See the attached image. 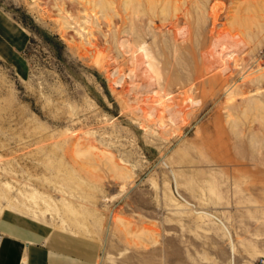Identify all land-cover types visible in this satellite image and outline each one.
Masks as SVG:
<instances>
[{"label":"rangeland","instance_id":"rangeland-1","mask_svg":"<svg viewBox=\"0 0 264 264\" xmlns=\"http://www.w3.org/2000/svg\"><path fill=\"white\" fill-rule=\"evenodd\" d=\"M137 1L0 0L27 35L25 66L0 55V211L96 238L95 264H264V78L259 106L234 94L264 71V0H189L188 17ZM197 7L216 21L197 22ZM237 21L253 32L214 77L205 49ZM146 100L158 104L152 120L139 116ZM60 154L99 190L74 196L81 213L54 205L37 217L25 188L60 200L42 179Z\"/></svg>","mask_w":264,"mask_h":264},{"label":"bare ground","instance_id":"bare-ground-1","mask_svg":"<svg viewBox=\"0 0 264 264\" xmlns=\"http://www.w3.org/2000/svg\"><path fill=\"white\" fill-rule=\"evenodd\" d=\"M118 1V0H116ZM134 0H122V3H123V6H124V9L127 10L129 5H131L133 3ZM137 1V0H136ZM144 1V0H142ZM161 3V6H163V9H166L168 8V6L172 7L173 9H171V11L173 10H178L179 11V15H182V16H185V17H188L189 15V12H188V2L189 0H157ZM155 2V0H145V2H143L144 4L147 5H150V7H152L151 5ZM138 5L141 4L140 1H137ZM159 4V3H158ZM110 5H112V3L109 4V7ZM156 5V4H155ZM154 5V6H155ZM190 5V4H189ZM145 7V5H143ZM154 6L152 8H154ZM157 6V5H156ZM160 6V8H161ZM136 8V7H135ZM149 8V7H148ZM150 8V9H152ZM198 8V7H197ZM114 9V12L116 13L117 10H116V7L113 8ZM138 9V7H137ZM169 9V10H170ZM199 9V8H198ZM197 10V9H196ZM199 11L201 13H199ZM198 11V15H197V18H198V21L197 22H201V21H206L207 18H211L212 22L215 20L216 21V16L213 14V12L208 15V17L206 16L205 17V14L204 12H202L200 9ZM165 13V12H164ZM166 14V13H165ZM181 17V16H180ZM175 21V20H174ZM238 23L233 25L231 24L232 26V29L230 28L229 26V29H227L226 31L225 30H222V31H218L217 33V36H213L214 37V40L211 42V45L208 46V48L206 47L205 50H207V52H205V57H207L206 59V62H204V66L203 67H207L209 68L210 72L213 73V76L214 77H219L221 78L224 73L226 72V70L228 69V63L226 61V58H225V54H228L230 51V49L232 50H235V51H241V49L243 47L246 46V41H244L243 39V34H246L249 35L253 32V28L251 27V25L249 24H246L244 22H240V21H237ZM213 25V24H212ZM245 36V35H244ZM211 39V38H210ZM233 54V53H232ZM135 66H138V69L139 71L142 73V67H144V61L140 58H136L135 60ZM137 68V67H136ZM135 68V69H136ZM144 70V68H143ZM144 74L142 77H144V79L148 80L150 78V75L147 74V69L144 70ZM256 74V75H255ZM140 75V74H138ZM142 75V74H141ZM252 76V79L254 80V85H252L251 87L249 86V89L247 90H243L240 88L239 85H236L234 88V94L238 97H242L243 95H246V94H250V93H255V96H248V97H245V98H242L244 99V104H246V108L248 104L250 103H253L254 105L259 103V91H260V87L258 86L259 84V81L261 79L264 78V71H263V68L260 66L257 67V69L255 71L251 70V73L248 74V76ZM243 77H247V76H244ZM241 77V78H243ZM143 79V78H142ZM245 79V78H244ZM149 81V80H148ZM251 81V79H250ZM150 84V83H149ZM147 84V85H149ZM263 85V84H262ZM261 85V86H262ZM260 97V96H259ZM231 96L227 97L226 100H224L223 104H227L230 100H231ZM156 103V102H155ZM195 104H198V102H195ZM158 105L157 103L154 104L153 101H144V106H145V110L142 109V108H138L139 112H140V117L141 118H144V119H150L152 120V117L153 115H156L158 109H157V106ZM253 105V106H254ZM255 105V106H257ZM230 106V105H228ZM259 106V105H258ZM227 108V107H226ZM251 109V108H250ZM257 109V108H255ZM151 116V117H150ZM25 120V119H24ZM31 120V119H30ZM31 122V121H30ZM35 122V121H34ZM34 122H31L34 124ZM184 122V119L183 121ZM37 123V122H35ZM24 124V122L22 123ZM37 125V124H36ZM25 126V125H24ZM29 126H34V125H30L29 123ZM39 126V125H38ZM42 126V125H41ZM40 127V126H39ZM38 127V128H39ZM35 128V127H33ZM36 129H37V126H36ZM66 139V138H65ZM57 143V142H56ZM59 144V143H58ZM57 144V145H58ZM63 144V143H62ZM61 144V145H62ZM55 145V146H57ZM43 150V148H41ZM22 150V148H21ZM24 150V149H23ZM22 150V151H23ZM51 150L48 149V151ZM45 151V150H43ZM46 152V151H45ZM53 152H55L53 150ZM51 152V153H53ZM33 153V152H32ZM47 154V152H46ZM45 155V153H44ZM48 155V154H47ZM54 155V154H53ZM43 157V155H42ZM48 158H50L51 160H54L52 156H47ZM46 157V159H47ZM64 157V156H63ZM60 154V156H57L58 160H56L58 163L57 166V169H52V166H48L49 168V171H51V176L47 177V178H42V179H45V180H53L54 183H51L52 186H54V188H56L58 191H62V195L60 196V200H52L51 199V193L50 191H43L41 192L42 193V196H39L38 193H36L35 191H38L37 188H28L26 189L25 188V192L26 194V197L27 199L25 200V203L29 204L27 207H30L32 209V212L37 216V217H41V218H44V217H47V215H49L50 211L53 210L54 208V205L58 206V209L59 210H62L63 212H66V211H73V212H80L82 210H85V205L84 204H81L77 201L76 198H78L79 196L82 198V196H86V197H91L92 199L90 200H93V196L95 195L94 191H97L95 190L98 189L99 190V187L97 188V186L95 184H92V182L90 184H88V190L90 189L89 192H87L85 189L86 187H84L85 185H83V183H81V181L77 178L78 176H76V169H74L72 166H70V164H66V159H62L63 158ZM40 159V157H38ZM55 158V157H54ZM33 159V158H32ZM45 159V158H44ZM45 159V160H46ZM49 159V160H50ZM56 159V158H55ZM38 160V159H36ZM48 160V159H47ZM63 160V161H62ZM44 161V160H43ZM46 162V161H45ZM53 162V161H52ZM48 164V163H46ZM66 164V165H65ZM55 168V167H54ZM58 173V174H57ZM61 174V175H60ZM30 175V174H29ZM32 175V174H31ZM44 176V175H43ZM31 177V176H30ZM35 177V176H34ZM33 177V178H34ZM33 178H30L29 180L33 179ZM28 179V178H27ZM35 179V178H34ZM5 180V179H4ZM60 180V181H59ZM67 182H70V183H65L63 181H66ZM24 181V180H23ZM33 181V180H32ZM45 182V181H44ZM52 182V181H51ZM27 183V182H26ZM35 183V182H34ZM42 183V182H41ZM94 183V182H93ZM48 184V183H47ZM49 185H50V182H49ZM48 185V186H49ZM50 185V186H51ZM1 186V185H0ZM4 187V190L6 191H11V189L9 188V183L7 181H4L3 184H2V188ZM95 187V188H94ZM41 188V187H40ZM94 188V189H93ZM67 191L69 194H72L73 198L74 196L76 198H70L68 193L65 192ZM4 192V191H3ZM21 192V191H19ZM18 192V194H19ZM67 194H65V193ZM5 195V193H4ZM6 196V195H5ZM96 196V195H95ZM24 198H25V195H24ZM85 198V197H84ZM96 198V197H95ZM42 199V200H41ZM8 200V203H12L13 200L11 198H7ZM38 200L40 201H43V202H39ZM83 200V198L81 199ZM85 200H87V198H85ZM89 200V199H88ZM23 201V200H22ZM51 201H53L54 203H51ZM92 202V201H90ZM94 202V201H93ZM92 202V203H93ZM96 202V201H95ZM14 203V202H13ZM20 203V202H19ZM44 203V204H43ZM18 205V204H17ZM25 205V204H24ZM87 207H90V206H87ZM92 207V206H91ZM90 207V208H91ZM81 211H78L79 209ZM2 209V208H1ZM88 213L89 214H93L95 213L94 209H89L86 208ZM27 210V209H26ZM99 212V211H98ZM85 213V211H84ZM101 213V212H100ZM77 214V213H76ZM83 214V213H82ZM91 214V215H92ZM97 214V213H96ZM79 215V214H78ZM88 215V214H87ZM83 216V215H82ZM94 216V215H93ZM97 216V215H96ZM100 216V215H99ZM77 218V217H76ZM75 218V219H76ZM85 218V217H84ZM87 218V217H86ZM101 218V217H100ZM101 220V219H100ZM76 221L78 222L79 225L83 226V225H86V222L83 221V220H78V218L76 219ZM111 225H115L116 224H121L124 229H126V226H125V220H123L122 218L118 217V216H113V218H111ZM112 227V226H111ZM85 230V229H83ZM86 232V231H85ZM87 233V232H86ZM96 233V232H94ZM123 233V232H122Z\"/></svg>","mask_w":264,"mask_h":264},{"label":"crops","instance_id":"crops-1","mask_svg":"<svg viewBox=\"0 0 264 264\" xmlns=\"http://www.w3.org/2000/svg\"><path fill=\"white\" fill-rule=\"evenodd\" d=\"M26 40L22 26L0 13V55L25 66L20 51ZM0 234V264H95L100 252L94 237L45 228L9 211H0Z\"/></svg>","mask_w":264,"mask_h":264},{"label":"built area","instance_id":"built-area-1","mask_svg":"<svg viewBox=\"0 0 264 264\" xmlns=\"http://www.w3.org/2000/svg\"><path fill=\"white\" fill-rule=\"evenodd\" d=\"M0 236H1V234H0Z\"/></svg>","mask_w":264,"mask_h":264}]
</instances>
